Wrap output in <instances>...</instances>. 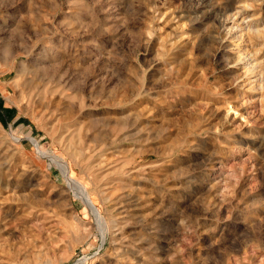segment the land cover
Masks as SVG:
<instances>
[{"label":"rangeland","instance_id":"1","mask_svg":"<svg viewBox=\"0 0 264 264\" xmlns=\"http://www.w3.org/2000/svg\"><path fill=\"white\" fill-rule=\"evenodd\" d=\"M0 106V264H264V0H0Z\"/></svg>","mask_w":264,"mask_h":264},{"label":"bare ground","instance_id":"2","mask_svg":"<svg viewBox=\"0 0 264 264\" xmlns=\"http://www.w3.org/2000/svg\"><path fill=\"white\" fill-rule=\"evenodd\" d=\"M3 2V1H2ZM8 4V3H7ZM2 5V4H1ZM10 6V5H9ZM3 7V6H2ZM11 18V17H10ZM17 18V17H16ZM2 28V27H1ZM10 29V28H9ZM9 33V32H8ZM25 94V93H24ZM87 198H86V201L90 204V205H92V203H91V201H90V197L89 196H86Z\"/></svg>","mask_w":264,"mask_h":264},{"label":"trees","instance_id":"3","mask_svg":"<svg viewBox=\"0 0 264 264\" xmlns=\"http://www.w3.org/2000/svg\"><path fill=\"white\" fill-rule=\"evenodd\" d=\"M7 114H8V116L12 117L14 115V111L13 110H7Z\"/></svg>","mask_w":264,"mask_h":264}]
</instances>
